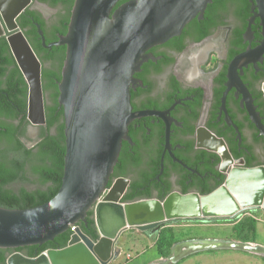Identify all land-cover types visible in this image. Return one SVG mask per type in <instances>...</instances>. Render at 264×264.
I'll return each mask as SVG.
<instances>
[{
  "label": "water",
  "instance_id": "95a60500",
  "mask_svg": "<svg viewBox=\"0 0 264 264\" xmlns=\"http://www.w3.org/2000/svg\"><path fill=\"white\" fill-rule=\"evenodd\" d=\"M75 0L68 31L53 45L66 46L58 101L64 109L66 153L62 184L49 201L31 208L0 206V248L43 245L77 225L63 248H51L35 257L14 251L6 264H111L121 248L123 232L135 228L155 233L179 220H232L245 212L264 211V165L232 167L216 190L173 192L164 199L123 202L129 180L116 179L109 187L129 124L142 113L133 112L130 88L133 75L147 60L151 47L181 34L212 0ZM264 36V0H256ZM31 0H0V37L11 52L28 85L27 119L45 125L42 64L17 23ZM253 20V19H252ZM251 20V22H252ZM43 35V31L40 30ZM44 40V38H43ZM264 52V38L254 50L237 56L229 69L228 89L237 69L255 53ZM227 89V91H228ZM226 91V93H227ZM264 91V87H263ZM226 93L223 97L225 104ZM252 121L264 137L254 106ZM93 211L98 239L84 231ZM210 250H235L264 257V245L236 239L192 238L175 242L167 257L149 264H177L184 258Z\"/></svg>",
  "mask_w": 264,
  "mask_h": 264
},
{
  "label": "flooded vegetation",
  "instance_id": "af4514ba",
  "mask_svg": "<svg viewBox=\"0 0 264 264\" xmlns=\"http://www.w3.org/2000/svg\"><path fill=\"white\" fill-rule=\"evenodd\" d=\"M74 2L31 0L17 18L31 47L40 48L33 50L42 64V86L44 69L58 82L60 55L53 43ZM256 5V0H212L203 18L147 50L130 88L133 112L142 116L129 124L109 187L123 177L129 180L124 196L162 200L173 192L210 193L239 163L264 165V137L249 111L254 106L264 125V52L252 53L237 69L246 96L237 79L227 85L232 61L263 41ZM54 93L43 89L44 102L52 105ZM42 126H27V144L38 138ZM30 131L35 138H29Z\"/></svg>",
  "mask_w": 264,
  "mask_h": 264
},
{
  "label": "trees",
  "instance_id": "16d2710c",
  "mask_svg": "<svg viewBox=\"0 0 264 264\" xmlns=\"http://www.w3.org/2000/svg\"><path fill=\"white\" fill-rule=\"evenodd\" d=\"M129 0L120 1L116 7ZM209 5V4H208ZM72 7V6H71ZM68 8L63 19L61 35L68 31L72 8ZM196 18V17H195ZM24 30V24L19 23ZM26 35H28L26 33ZM31 41V40H30ZM36 52L39 46L32 44ZM55 50L60 55V71L58 82L53 83L52 73L44 69L43 89L55 90L52 105L45 102L46 124L41 127L38 138L31 145L25 142L27 138L28 85L11 52L7 38L0 37V206L10 209H24L41 205L53 198L61 187L64 175V159L66 153V137L64 109L58 101L59 82L62 79V69L66 58V46L59 45ZM49 81V83H46ZM111 183H109L110 185ZM207 192H203L206 194ZM123 202L135 201L132 194L127 193ZM88 223L84 231L93 239H98L94 213L90 211ZM233 222L232 231L241 232L240 222ZM191 221V220H179ZM237 222V223H236ZM248 227L252 231L250 238L237 239L254 241L257 234V221L252 219ZM163 231L156 241L158 251L164 255L175 242L164 248L165 233ZM71 231L58 235L53 241L43 245L19 247L17 249L0 248V264H6L7 256L14 251L35 257L51 248H63L67 245ZM166 249V250H165ZM264 259V257H262Z\"/></svg>",
  "mask_w": 264,
  "mask_h": 264
},
{
  "label": "rangeland",
  "instance_id": "374dc122",
  "mask_svg": "<svg viewBox=\"0 0 264 264\" xmlns=\"http://www.w3.org/2000/svg\"><path fill=\"white\" fill-rule=\"evenodd\" d=\"M52 14V13H51ZM29 138H35L36 134L34 131L29 132ZM34 140H32L33 143ZM31 144V143H30ZM237 222L243 224L241 226V232L232 231L233 222L229 220H210V221H173L168 222L175 225V228L166 230L164 248L167 249V245L171 242H178L186 239L192 238H224V239H237L250 238L252 236V231L248 227L249 222L254 219L257 221L258 234L253 239L254 242L264 245V211L259 209L255 211H248L237 218ZM236 222V223H237ZM161 233L159 234V236ZM165 249V250H166ZM157 255L162 258L167 257L170 250L167 249L164 255H161L158 251L156 245ZM131 254L133 258H126V254ZM154 256L155 252L149 245L143 243L140 246L129 245L127 246L123 253L120 255L117 261L111 264H142L149 261ZM259 256L255 254H250L242 251L235 250H210L204 251L198 254H193L185 259L186 264H251L252 257ZM261 257V256H259ZM260 259V258H258ZM262 261V259H260ZM255 264V263H252Z\"/></svg>",
  "mask_w": 264,
  "mask_h": 264
},
{
  "label": "crops",
  "instance_id": "0c3cea01",
  "mask_svg": "<svg viewBox=\"0 0 264 264\" xmlns=\"http://www.w3.org/2000/svg\"><path fill=\"white\" fill-rule=\"evenodd\" d=\"M171 228H175V225H173L172 223H165L164 225H162V227L159 229V231H157L155 233L143 232V231L137 230L135 228H131V229H128L127 231L122 233V235L118 241L117 246L121 248V254H122L124 249L129 245L140 246V244H143V243L149 245V247H151V249H153L155 254H156V256H154L149 261L142 263V264H149V263H151V262H153L159 258H162L160 255H157L158 252L156 251V241H157L160 233H162L163 231H166V230H170ZM257 234H258V228H257ZM251 242H254V241H251ZM190 256H188V257H190ZM188 257H186V258H188ZM186 258H184L183 260H181L177 264H186V262H185ZM258 258L262 259V261ZM250 263L251 264L252 263L264 264V259L262 257H259V256H254V257H252V260Z\"/></svg>",
  "mask_w": 264,
  "mask_h": 264
},
{
  "label": "built area",
  "instance_id": "2783aa9c",
  "mask_svg": "<svg viewBox=\"0 0 264 264\" xmlns=\"http://www.w3.org/2000/svg\"><path fill=\"white\" fill-rule=\"evenodd\" d=\"M110 187H108V189H109ZM76 228H77V225H72L71 227H70V231H71V233L72 232H74L75 230H76ZM126 258H127V260L128 259H131V258H133V256L131 255V254H126Z\"/></svg>",
  "mask_w": 264,
  "mask_h": 264
}]
</instances>
